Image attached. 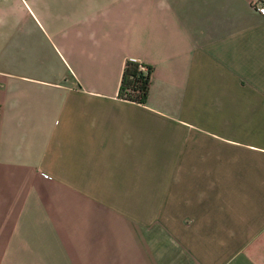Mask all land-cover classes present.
Returning <instances> with one entry per match:
<instances>
[{"label":"crops","instance_id":"obj_1","mask_svg":"<svg viewBox=\"0 0 264 264\" xmlns=\"http://www.w3.org/2000/svg\"><path fill=\"white\" fill-rule=\"evenodd\" d=\"M258 3L0 0V264H264Z\"/></svg>","mask_w":264,"mask_h":264},{"label":"trees","instance_id":"obj_2","mask_svg":"<svg viewBox=\"0 0 264 264\" xmlns=\"http://www.w3.org/2000/svg\"><path fill=\"white\" fill-rule=\"evenodd\" d=\"M150 66L143 62L125 59L119 76L117 96L137 103L146 97Z\"/></svg>","mask_w":264,"mask_h":264},{"label":"built area","instance_id":"obj_3","mask_svg":"<svg viewBox=\"0 0 264 264\" xmlns=\"http://www.w3.org/2000/svg\"><path fill=\"white\" fill-rule=\"evenodd\" d=\"M255 8L259 13L264 14V5L263 4L258 3L255 5ZM129 59L135 60L133 58H129Z\"/></svg>","mask_w":264,"mask_h":264}]
</instances>
